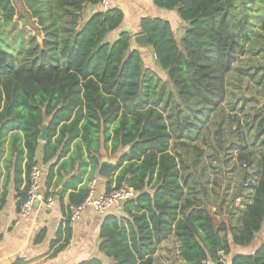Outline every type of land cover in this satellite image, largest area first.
<instances>
[{"label": "trees", "instance_id": "trees-1", "mask_svg": "<svg viewBox=\"0 0 264 264\" xmlns=\"http://www.w3.org/2000/svg\"><path fill=\"white\" fill-rule=\"evenodd\" d=\"M98 2L24 0L27 15L43 36L39 44L35 37L25 39L22 30H15V6L11 0H0V155L8 139L5 162L14 160L17 208L27 199L46 122L45 197L51 195L52 185L58 186L77 168L63 193L71 188L69 205L81 204L88 186L85 182L77 187L86 171L91 179L101 151L118 153L106 193L127 186L135 195L121 205L122 215H103L99 251L111 264H153L158 246L172 236L185 264H264V244L253 253L233 256L230 263L225 260L228 230L232 244L247 247L264 222V0H153L159 8L176 10L186 24L177 41L167 21L141 20V31L158 67L166 72L171 91L159 89V79L143 69L129 33L107 40L122 23L119 9L80 19L85 5ZM5 28L12 30L14 48ZM251 43L257 60L252 71L234 67ZM232 73L249 75L252 95L232 98L228 86ZM214 119L218 122L211 129ZM200 144L220 147L226 166L236 151L239 167L231 173L243 186L225 209L229 215L238 212L236 227L227 228L223 219H217L224 199L216 190L221 174L212 164L216 156H209L208 179ZM191 149L193 159L188 163ZM22 174L25 183L20 190ZM211 196L214 202H209ZM237 198L241 209L234 206ZM2 204L3 200L0 208ZM70 237V229L64 228V235L52 243L51 256L62 251ZM42 238L40 233L37 240Z\"/></svg>", "mask_w": 264, "mask_h": 264}, {"label": "crops", "instance_id": "crops-1", "mask_svg": "<svg viewBox=\"0 0 264 264\" xmlns=\"http://www.w3.org/2000/svg\"><path fill=\"white\" fill-rule=\"evenodd\" d=\"M11 1L14 4L17 13L22 11L27 14L24 7V0ZM111 8L119 9L122 12L123 20L120 27L116 31L109 34L107 40L114 41L121 32H127L131 36L132 49H137L132 41L133 37L143 34L141 31L142 19L160 18L167 21L170 24L176 39H181L186 28V24L181 21L176 10L159 8L154 4L153 0H116L112 4ZM100 11L102 10L98 5H85L81 12L80 19L82 18L81 20L86 21L92 14ZM14 22L16 24L19 22L22 25V18L19 16L17 17L16 15ZM138 52L141 55L143 69L151 72L160 80L158 85L159 89L164 88L166 91H171L172 85L167 80L166 72L158 67L152 48L148 45L147 50H138ZM230 77L231 80L228 81V86L234 94L232 98L236 100L237 97L242 95V93L236 88L239 77L237 74L233 73ZM161 80L164 82L167 81L170 88L166 89V84L162 83ZM226 102L222 104L225 109L227 107ZM219 114L221 117L226 118V114L223 111L220 110ZM209 127H212V123L209 124ZM39 143L40 144L36 152V161L37 167L41 172L40 191H43V196L45 197V183L47 179L48 166L42 162V147L44 143L41 141H39ZM7 146L8 139L4 142L3 153L0 155V201L3 200V204L0 208V264H14L20 260L25 261L24 264H86L90 261H99L101 264H111V261L99 251V229L103 221V215L95 214L93 210L88 207L79 220L74 223H69L67 221L69 208L71 206L68 203V195L72 192V190L70 188L63 193L64 184L69 183L71 178L76 175L77 168H75L69 175L63 176V181L58 186H51L50 192L54 198V202L51 207H48L45 199L36 200L29 213L25 216H21V207L20 209L17 208V192L14 184V168L12 166L14 160L11 164H6L5 162L8 155ZM199 146L200 149L204 151L203 160L208 162L210 161L208 158L209 156H216V160H214L212 164L213 167H216V171H221L222 168H220L219 163H221L220 157L223 156L222 149L213 144H209L207 146L200 144ZM225 146L228 145L226 144ZM250 149L251 147H249V150ZM190 151L192 152L193 150L191 149ZM232 152V156L234 157L236 151L233 150ZM102 159H107L109 161L114 160L116 161L115 165L117 166L118 153L112 155L110 152L106 153L101 151L99 164ZM10 160L11 158L8 159V161ZM99 164L91 179H88L89 169L86 171L82 183L78 185L77 188L86 182L88 190L91 186H93L96 195L106 193V181L114 177L116 166L113 169L111 176L108 179H105L99 177L97 174ZM6 165H8V167ZM208 168L211 169V166H208ZM7 170L9 173L7 181H5ZM24 183L25 177L24 174H22V183L19 188L20 190L23 188ZM62 193L63 195H61ZM234 206L236 209H241L238 205ZM211 210L214 211L215 208H212ZM235 213L236 215L233 216ZM237 213L238 212H234V214L230 217L228 216V212L227 214L223 213L224 215H218L217 219H223V221L227 223L228 228L234 223L231 222L229 224L228 221H232V219L235 221V218L238 219L239 216ZM106 214L115 216L122 215L121 206L110 209ZM66 227H68L71 231V237L68 245L55 256H51L52 243L57 239L60 233L64 235V228ZM40 233H43V238L38 241L37 239ZM227 239L229 244V255L225 257V260L230 263L233 256L237 254L253 253L257 248L264 244V222L260 232L256 234L253 242L247 247H239L232 244L229 230L227 233ZM170 247L175 249L178 255V243L173 236L163 241L158 246L154 255L153 264H157L158 262L164 260V258L160 261L158 260L160 258L159 254L164 255ZM178 262L185 264L180 257Z\"/></svg>", "mask_w": 264, "mask_h": 264}, {"label": "rangeland", "instance_id": "rangeland-1", "mask_svg": "<svg viewBox=\"0 0 264 264\" xmlns=\"http://www.w3.org/2000/svg\"><path fill=\"white\" fill-rule=\"evenodd\" d=\"M18 16L22 18V25L18 22L17 23V26L15 27V30L17 32H20V30H22L23 32V37L25 39H28L29 37H35L37 42L40 44L41 41H42V35L41 33L37 32V26H36V22L35 21H32L31 18L23 13L22 11L18 13ZM25 19V20H24ZM5 32L8 34V37L6 38L7 41L12 44L13 48L16 46V44L13 42V36H12V30L11 29H8V28H5ZM14 34V33H13ZM20 36V33L18 34V38ZM177 41L179 39H176ZM19 39L17 40V43H18ZM248 53L247 55L243 56L240 58V61L237 62L234 67H237V68H242V69H248V71L252 68V63H256V59L254 56H252V43L248 46ZM256 51V49H255ZM19 54H21L20 52H18ZM252 71V70H250ZM235 73V72H233ZM238 86L236 85V87H240V89H238L242 95H252L251 93V88L252 87V79L248 76H242L241 75H238ZM231 80V77L229 78L228 81ZM160 81V80H159ZM162 81V80H161ZM162 83H165L166 84V89H169L170 86L168 84L167 81H162ZM247 87V89L249 88V90L245 91V88ZM217 120H214V122H212V129H214L217 125ZM233 133V131H232ZM231 134L228 133L227 135V139H231L232 136H230ZM228 144V143H226ZM227 147V146H226ZM225 148V147H224ZM191 152V151H190ZM224 152V151H222ZM258 151L255 152V154H257ZM225 153V152H224ZM194 154V151L191 152V155L189 154L188 156V163H191V160L193 159L192 155ZM220 160H221V163H219V166L220 168H222L221 171H219V173L221 174L219 178V185L216 186V190L217 192H221V199L224 198L222 201V211H221V215H224L223 213H226L227 214V210L226 207L227 206H230L232 204V202H234V200H232L233 198H235V196L237 194H239V189L243 186V181L240 180V178L238 177V179L236 178L235 179V176L237 174H234V173H231V169L234 167L238 168L239 167V164L236 162V160H234V157L231 158V162L229 164L224 165V162H223V157H220ZM209 162H206L205 160H203V164L207 167L206 169L208 170V173H206L208 175V179H210V176H209V173L211 172L210 169L208 168L209 166ZM219 162V161H218ZM202 168H200V166H196V170L199 172ZM252 171H254V167H251L250 170H249V176L252 175ZM230 174L233 175V177L231 178V182L230 184H227V178H230ZM242 192H246V191H242ZM209 202H214V197L211 196V198L209 199ZM221 203V202H220ZM236 213L233 215L235 216ZM229 217L232 216V215H228ZM218 217V216H217ZM231 220V219H230ZM229 224L231 222H234L232 227H236L237 225H239V217L238 219L235 218V221L232 219V221H228ZM160 258L158 259L159 261L161 259L164 258V260L158 262L157 264H181L178 262V259H179V256L177 255L175 249H173L172 247H170V249H167V251L164 253V255H161L159 254Z\"/></svg>", "mask_w": 264, "mask_h": 264}, {"label": "built area", "instance_id": "built-area-1", "mask_svg": "<svg viewBox=\"0 0 264 264\" xmlns=\"http://www.w3.org/2000/svg\"><path fill=\"white\" fill-rule=\"evenodd\" d=\"M116 0H99L98 6L102 11H106L112 7V4ZM244 167H246L244 165ZM40 180H41V172L37 166H34L30 173V186L27 193V199L24 204L21 206V216H25L29 213L32 208L33 203L36 200L45 199L48 207H51L54 202V198L52 195L48 197H44L40 194ZM244 187L248 188V184L244 183ZM135 192L128 188L127 186H122L120 188L114 189L109 193L96 195L94 191V187L91 186L88 190V195L85 200L77 205L70 206L67 221L69 223H74L80 219V217L84 214L85 210L90 207L93 212L97 215H104L112 208L120 207L124 202H127L134 198ZM241 203V198H237L235 200V205ZM205 264H210L209 262H205Z\"/></svg>", "mask_w": 264, "mask_h": 264}, {"label": "water", "instance_id": "water-1", "mask_svg": "<svg viewBox=\"0 0 264 264\" xmlns=\"http://www.w3.org/2000/svg\"><path fill=\"white\" fill-rule=\"evenodd\" d=\"M132 41L139 51H145L148 49V42H147L146 35L144 34L136 35L133 37ZM47 128H48L47 123L46 122L43 123L40 134H39V138H38L39 141L43 143L47 141V136H48ZM115 164H116V161L114 160L109 161L107 159H102V161L99 164V169L97 171L98 176L108 179L111 176V173L116 166ZM40 194L44 195L43 191H40ZM218 245H219V249L221 250V244L219 240H218Z\"/></svg>", "mask_w": 264, "mask_h": 264}]
</instances>
